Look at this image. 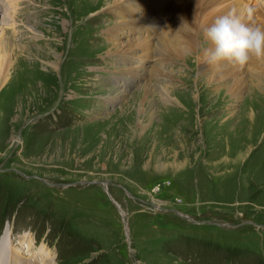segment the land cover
<instances>
[{
    "label": "rangeland",
    "instance_id": "obj_1",
    "mask_svg": "<svg viewBox=\"0 0 264 264\" xmlns=\"http://www.w3.org/2000/svg\"><path fill=\"white\" fill-rule=\"evenodd\" d=\"M107 1L0 0V264L8 237L12 264H264V79H209L198 26L159 71L111 50L137 34Z\"/></svg>",
    "mask_w": 264,
    "mask_h": 264
},
{
    "label": "bare ground",
    "instance_id": "obj_2",
    "mask_svg": "<svg viewBox=\"0 0 264 264\" xmlns=\"http://www.w3.org/2000/svg\"><path fill=\"white\" fill-rule=\"evenodd\" d=\"M259 1L255 0V3H260ZM122 2H127V6H132L131 12L127 13H132L133 16L125 21L132 24L133 31L137 35H134L130 40H125V42L114 43V46H112L113 49L111 50H121V46H123V48H127L125 52L134 51L136 52V57L141 58L142 56L148 57L154 49L156 53L154 56H159V64H164L175 56L179 57L184 50L190 51L195 48L193 39L196 28L199 27L202 32H205L218 17L224 16L229 12H234L242 19L243 23L249 27L252 26L250 22L252 21V17H250L248 6L241 5L237 0H109L105 3V6L120 4ZM260 4L259 9L264 14V1ZM118 11L121 15L126 13L122 7ZM258 21L256 26L264 29V18L261 16ZM122 22L124 20L119 21V23ZM138 23L141 24V29L136 27ZM113 32L111 30L110 33ZM177 43L180 44L181 49L176 47ZM150 46H153L151 51L149 50ZM7 47L3 34L0 33V85L8 78L9 68L11 66ZM259 61H262L264 64V59H260ZM251 63L253 65L252 67ZM55 65L57 66V63ZM161 67H163L162 64L153 65V69L156 71H159V69L162 70ZM210 67L213 75L211 74L212 76L209 79L215 78L216 76H218V80L221 76L225 79L233 78L230 74L233 68L231 64L224 66L212 64ZM249 71L251 73L250 75L257 79V81L260 82L264 79V66L259 68L255 58L250 60ZM244 78L241 77L235 84L230 85L232 92L243 83ZM13 258H15V255L12 252L8 256L11 264L14 261Z\"/></svg>",
    "mask_w": 264,
    "mask_h": 264
},
{
    "label": "clouds",
    "instance_id": "obj_3",
    "mask_svg": "<svg viewBox=\"0 0 264 264\" xmlns=\"http://www.w3.org/2000/svg\"><path fill=\"white\" fill-rule=\"evenodd\" d=\"M211 47L205 55L211 64L245 67L253 58L264 59V29L249 27L234 12L218 17L205 30Z\"/></svg>",
    "mask_w": 264,
    "mask_h": 264
}]
</instances>
